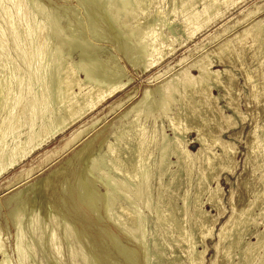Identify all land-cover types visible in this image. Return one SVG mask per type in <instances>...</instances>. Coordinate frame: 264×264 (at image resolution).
Returning a JSON list of instances; mask_svg holds the SVG:
<instances>
[{
	"label": "bare ground",
	"instance_id": "1",
	"mask_svg": "<svg viewBox=\"0 0 264 264\" xmlns=\"http://www.w3.org/2000/svg\"><path fill=\"white\" fill-rule=\"evenodd\" d=\"M99 1H101V3L103 4V0H99ZM109 1H112V0H109ZM121 1L123 4V0ZM164 1L166 2V0H130L128 10L125 11V13H120L121 12V10L119 9L120 5L116 4L115 2L110 3L109 5L107 4L108 5L107 7H105L106 4H104V6L101 4L103 8L105 7L104 9H106V11L108 12V17L106 19L107 20L111 19L109 21L112 22V24L110 23L111 27H109V30L114 31L113 33H115L116 35V33H118L117 31L120 30L118 29L116 31L117 25L124 26V28L128 27V29L130 28V30H132L133 33H135V37L137 38V43L140 44V46L143 45V49H145V56L147 60L144 61V59L138 58L139 57L138 55H136L137 58L136 56L135 57L133 56V57L144 61L143 62L144 64L142 63L143 67H145L144 65H146V68H144L145 70L144 72H147V69L152 68L156 64L158 65V63H160L159 61H163L164 59H166V56H170V54L172 55L175 52L174 39L172 40L169 39L167 36H165L164 31H163L164 27L169 25L171 33H172L171 35H175L173 33L174 29L171 27L172 23L170 22L171 23L170 24L168 22L169 20L168 16L171 15V12H169L164 7L163 5ZM169 1L173 3V7L171 10L172 13L174 12L178 13V11H181L183 13L184 15V16L182 15L183 24H181V26L184 25L182 26V28L184 27L183 31L188 33L190 40L195 35L205 30L210 24H213L217 22L219 19L223 18L226 10L229 9L231 6H234L235 4L234 0H169ZM26 2H27L26 0H0V177L1 175L3 176V174L7 173L8 170L13 169V167L17 166L19 163L21 164V162L24 161L27 157H29L30 154L34 153L35 151L40 150L43 145H46V142H48V140L54 137L64 136L68 132L73 131L72 135L66 140L64 146L62 147L60 152H58L57 154L69 150V148L75 145L81 138L84 137V135H87L86 132H88L90 128L95 127L96 124L98 123V120H97L90 125L86 124L85 126H82L85 123L87 117L91 114H94V111L100 105H103L108 100H110L112 97H114L117 93H120L121 91H123L126 88V86L131 83V79L125 74V71L120 74L119 73L116 74L117 71L116 72L114 71V73L112 72V75H111L108 73V71L103 69L106 71L105 72L106 74L111 75V76L108 77L106 75L107 79H103V80H101L102 78L100 80L97 79L98 77H96V75L98 74L96 73L95 75L91 71L86 70L85 69L86 67L84 68L83 61L80 60L78 61L79 63H76V62H71L70 59H68V56H70L71 52L68 53V56L66 55L67 58L65 57L64 60L58 59L59 58L57 56L58 53H56L57 50L53 46L52 47L54 49H51L49 47L51 46L49 45L50 43L47 42L48 34L46 35V32L48 30L46 31L45 28L47 24L49 25V23L47 21L45 22L46 24L45 23L41 24L40 22L39 23L36 22L35 17L32 15L31 13L32 11L30 12ZM85 2L86 0H84V4H87ZM89 3L91 4L90 1ZM38 4L40 5L41 3H38ZM199 4H202V6L200 8L199 7L197 8V5ZM122 6L123 5H121V7ZM87 8H91V6ZM263 9H264V6L257 7L253 10H250L244 16L243 21L245 20L247 21V20L252 19L253 17L259 16ZM54 16H55V13H54ZM79 17L82 18L81 16ZM104 17L106 16H103V18ZM89 18L91 20V17ZM47 19L48 18H46L45 20ZM51 19H54V18H51ZM74 21L76 22V20ZM61 22L59 20V23ZM113 22L114 23L116 22V24H114ZM51 23H52V26H54L53 20L51 21ZM158 23L159 25L157 26ZM77 25L78 23L75 26ZM64 26L67 27V25H64ZM80 26H82V24H80ZM80 26H77V27H80ZM54 27H52V30L51 28L49 29L50 30L49 32H51V35H49L48 37L49 40L52 41V36L54 40L57 39L58 43L56 45L59 46L60 50L62 51L66 43L67 45L72 46V44L76 40L72 41L71 44L68 42L72 39L66 42V39L62 38L61 36L62 34L59 31H56L58 28H60L61 30V26L58 27L56 30H55L56 27L55 28ZM71 28H72V24H71ZM74 28L75 27H73L72 29ZM67 29L68 28H66V32L68 31ZM231 29H232L231 27H227L222 32V34L215 36L212 39L220 38L223 34L227 33L228 31H231ZM82 32H80V36H79L80 38H82L81 37ZM99 32H97V34H99ZM68 33L70 32L68 31L67 34ZM133 33H132V36H133ZM186 33H184V35ZM72 34L73 33H71L70 35L71 37L75 36V35L72 36ZM95 34L96 33H94V35ZM100 35L99 37H101ZM64 36L66 37V35ZM248 36L252 37L253 45L250 47H248L245 44V40L247 39ZM122 37H125V36H122ZM105 38L106 36L104 37V39L103 38L101 39L105 40ZM67 39H69V37ZM84 39H87V38H84ZM178 39H175V40H178ZM80 40L82 41V39ZM77 43L79 42H76L74 44H77ZM84 43L85 42H83L82 44ZM74 44H73L74 47L77 45L79 47V44L81 43L77 45H74ZM85 44L87 45L88 42ZM81 46L79 48H81ZM83 47L84 46H82V48ZM70 48L71 47L69 46V49ZM218 48H219L218 50L219 53L217 55V61H214L213 58H211V55L209 53L208 54L206 53L205 55L200 56L198 59H196L195 61L191 63L188 62V58L190 56H184L176 63V65H174L173 67L169 66L168 69L156 74L155 76L151 78V83H155V82H159L160 80H163L159 85H156V87L153 88L154 90H149L148 88H146L143 94L141 95L142 96L141 98L139 96H135L134 93L128 94L127 99L125 101H121L115 107L120 108V106H123L124 102H127L128 104L132 103L130 108H128V110L124 112V117H127L130 113H132L134 116L133 120L114 134V142H111V141L107 142L106 151L100 153L99 157H96L94 152L91 154H88L90 153L88 152V149H89V145L92 143L91 141H90L91 143L89 142L86 145H83V147L78 152V154H80L81 156L83 155L84 162L86 158L88 159V161L90 160V167L88 166L90 168L89 175L91 173L92 175L93 174L98 175V179H100L107 187L106 194L104 195L102 194V196L104 197V199H106L105 200L106 205H104L106 206V208L104 212L107 209V214L110 217L109 219H111L115 223L114 225H116V227L120 226L121 230L125 233V235L127 234L128 238H130L129 240H131L132 242L138 243L142 247L147 246L148 250L150 249V254L148 256H150L152 253L151 256L156 257L158 262L159 261L162 262V258L164 257L163 256L164 255L163 246L156 233L153 234L150 242L145 240V237H146L145 228L147 229L146 224L149 223V221L153 222L156 228H158L159 226L165 227L167 230L166 233L170 237H173L175 233L179 234L180 238L182 239H185L188 236V231H186L184 228L186 227V225L184 226V222H187L186 221V216H187L186 210H187V206L189 205L188 204L189 201L187 198L182 199V201H184L183 202L184 205L182 206V208L180 207L179 211L182 212L184 216L181 215L182 218L181 217L179 218V216H176L177 211L172 212L175 209H172L171 211L170 204L168 205V203L165 202L166 194L170 193V191L172 190V187L175 185L176 182L174 183L173 186H171V188H169L171 190L168 191V189L166 190L163 188L164 186L163 179L165 177L173 176L172 175L173 172L171 171V167L173 165H176L178 169L180 170L181 168L185 167L186 163H188L187 161L190 159V157H192L191 153L189 152V148L185 144L186 141H184L186 133L188 131H191L190 129H194L197 132L198 141L201 144V148L196 156L200 158L201 164L203 165L202 166L203 168H200V173L198 175V178L196 179L198 182V185L196 187V195L194 194L196 199L195 198L194 199L200 202V194L208 193L209 194L208 202H212L215 200V197L219 194L218 193L219 189L216 187L213 190L212 188H210V183L208 182V180L210 179L209 174L211 172L213 174V171L217 170L216 167L219 161V158L217 157L216 153H214L212 150V148L214 147L216 148V146H218L217 144L220 143L218 142V138L214 136L216 133L215 131L217 130V126L215 125V122L217 118L216 103L218 102V98L214 97L215 95L214 91L223 88L224 91L229 92L231 90L233 77L230 75L231 72H229L227 68H225L224 70H218L217 67H221L222 64H226L228 62L231 64L235 63L237 59L238 61L240 60L242 63L243 54L246 52V50L252 51L253 56L256 55L258 59L259 57H262V59L260 58L261 60L260 62L264 66V18H260L258 20L252 21V23L249 26H247L242 32L236 34L233 39L227 40L224 44H222ZM84 49L83 50L80 49L82 51L81 53H84L83 52ZM53 50H56V52ZM195 50H199V49L196 48ZM139 51H138V54L140 53ZM154 54L159 55V59L157 58L158 60H155V61L153 59L152 62L151 61L149 62L148 61L149 58L151 57L153 58ZM60 55H61V52H60ZM92 56H95V55H92ZM140 56H143V54ZM88 57L86 58L90 59ZM60 58H62V56ZM96 58L98 57L96 56ZM81 59H83V57H81ZM127 59H128V56H127ZM87 61H90V60H87ZM87 61H84V62H87ZM129 61H130L129 64L136 69L138 65L137 62L134 63L133 59ZM97 62L99 61L98 60L96 61V65H97ZM185 64H187V66L184 67ZM242 65L244 64L242 63ZM104 66L105 65L103 64V67ZM138 66L140 67V65ZM175 67H180L179 71L176 74L172 75L171 77L164 79L166 74L169 73L171 70H173ZM105 68L107 69V67ZM100 69H101V65H100ZM82 72H84L83 74L84 76L82 75ZM110 73H111V70H110ZM100 74L102 75L103 73H100ZM226 76L228 78V81H225ZM262 76H263L262 80L259 82V80H256L253 78L252 71H249V70L246 71L247 81H250L252 83V87H253L252 90L255 89L256 91H258L257 89L261 87L264 91V68L262 71ZM250 82H247V83H250ZM155 93L159 94L157 99H154L157 97V96L154 97L156 95ZM153 94L155 95L153 96ZM228 103H229V107L235 106L233 98H231L228 101ZM115 107H112V111L116 109ZM235 109H236V106H235ZM124 117L122 116V118ZM160 119L162 123H164V120H165L169 124L168 126L170 128V131L173 133V137H170L169 135L166 134L165 128L162 127L161 128L162 130L160 131V129L156 126L158 125V120ZM119 121H121V119ZM99 122H101V120H99ZM75 128L77 129L75 130ZM255 132H257L255 135L256 140L255 142L251 144L252 151H253L251 152L254 154L258 153L260 155V158H257V161L260 163L261 169L264 170V123L262 124L261 127L257 126V131ZM102 145H105V144H102ZM77 157L74 158L73 156L75 160L77 159ZM172 159H175L176 161L174 162ZM250 160L252 159L250 158ZM108 162L111 165L109 166L110 168L108 169L110 173H106L100 168L101 165H105L108 167L109 165V164L107 165ZM66 163L69 164L67 161ZM231 163H232V160H231ZM193 165H194V161H192L191 163L190 162L188 163L187 167L189 168L190 173H191ZM59 171H61V169H59ZM30 173H31V170H29V172L26 173L27 179H28V175L31 177L32 174H34V173H31V174ZM52 173L49 174L50 176H48V179L51 176H53ZM174 174H176V172H174ZM86 175L88 177L92 176V175L89 176L88 174ZM20 178L21 177L19 176L18 180H20L21 182L22 178L21 179ZM48 179L42 180L41 182H39L41 183L39 187L40 188L39 194L44 195L45 198H48L53 193L52 184L50 183V181H48ZM155 179L159 181L158 186L156 188H154L153 183H152L153 180ZM261 179L263 178L261 177ZM193 182L194 181L192 182L189 181L191 185ZM189 183H188V186H189ZM96 185L97 184H95V186ZM30 189H34V188H30ZM64 190L65 189H63L62 191ZM27 192L28 191H26V193ZM32 192L34 193L35 191L32 190L31 193ZM190 194L191 193H189V196ZM220 194L222 195V193ZM18 195L15 196V198L13 197V199H16ZM170 195H172V193ZM20 196L21 195H19V197ZM254 197L257 199V202H255L254 204L256 206L257 205L256 203H260L259 209L262 214L264 212V190H261V191L259 190ZM95 198H96V195H93L92 197H89V198H82V199L80 197L81 202L86 204V206H88V208L90 207L92 210L94 208L93 202L95 201L94 200ZM19 199L21 200V198ZM201 200L203 201L204 199L201 198ZM117 202L119 203V206L117 208L120 210L119 211L120 215L116 214V210H118L116 208ZM172 203L174 204V202ZM197 204L199 205L197 207L198 210L196 211V214H194L193 216L195 217V215L196 216L198 215L200 216L199 218H201V215L206 216V212H205L206 210L205 211L202 210L203 203L202 204L197 203ZM252 205H253V202L250 203V206L248 209H243L242 211L240 210L241 213L239 217L237 216L238 218L234 220L235 222H233V224L230 225L231 227L228 230L224 231L225 232L223 235L224 241L228 242V246L226 247V250L224 251L225 253H223L224 255L227 256L226 258L227 262L225 264H253L257 258L256 257L257 250H260L262 248L264 249V234L261 232L260 234L257 235V238H256L257 242L253 244L246 243L247 245L246 246L244 245L245 247L243 248L240 247V246H243L241 244L244 242L245 236L249 232L247 227L248 228L251 227L249 222L251 220V217H253L252 216V211H253ZM190 210L188 212H190ZM33 211L35 210L33 209ZM16 212L18 213V211ZM94 212H96L95 208H94ZM254 213L256 212L254 211ZM19 214L18 215L15 214V217L13 220L14 224L18 226V228L21 222ZM122 217L125 218L124 220H126V223L121 221ZM257 218L259 219V217ZM257 218L255 220H257ZM204 219L205 218H203V220ZM111 220H108V221H111ZM253 221L254 220H252V222ZM203 222H206V221H203ZM229 223H231V221ZM248 223L250 227L247 225ZM257 224H260V223H257ZM257 224L256 226H258ZM30 225H32V222ZM166 226H168V228ZM200 226H201V222H200ZM19 237L20 239H18V241L16 242L17 246L15 248H17L16 251H17L20 263L24 264L25 263L24 259L25 257H27L26 254L28 253V251L26 254L22 252V250H24V247L22 249L23 242H22L20 235ZM193 237L191 238V240L193 239ZM64 238L67 244L72 241L71 235L67 236L65 234L63 236V239ZM58 241L59 239L57 238L56 232L52 231L50 232L48 239L45 243H48L47 247L52 248L54 252L56 253L57 258H60L61 252L63 250L61 251V245H59L61 241H59V244H58ZM174 241H173V244H174ZM196 241H198L197 243H199L200 240H196ZM115 242L118 243L117 246H119V241L117 242L116 240ZM2 244L3 243L0 240V250L2 254H4V257L2 254H0L3 257V258H0V264H9V262L6 261L7 259L5 260L6 253H5L4 245ZM169 244L171 243L169 242ZM193 244H194L193 242H192V245L190 244L191 245L190 253L187 259L189 260L191 264H202V260L200 258H202L201 256L204 253H200L198 250H196V247L194 246L195 244L194 245ZM223 244H225V242ZM238 247H240L241 249L240 248L238 249V251H240L239 252L240 254L238 253L239 262L236 263L234 259L235 258L238 259V257H235V256L233 257L232 255H234L236 252L232 254L231 250L232 248H238ZM127 250L128 248H125L121 251V253H123L124 255L130 254L131 252H128ZM216 250L219 251V249L217 248ZM31 251L32 250L30 249V252ZM164 252H166L165 249H164ZM145 253H147V251ZM174 253L175 252L173 251L172 254ZM142 254H144V251L142 252ZM223 258L225 257L223 256ZM170 259L171 258H168L167 260H170ZM177 259L179 260V257ZM178 260L176 261L178 262ZM9 261L11 260L9 259ZM146 261H148V258ZM257 264H264V254L260 257V260H258Z\"/></svg>",
	"mask_w": 264,
	"mask_h": 264
},
{
	"label": "rangeland",
	"instance_id": "2",
	"mask_svg": "<svg viewBox=\"0 0 264 264\" xmlns=\"http://www.w3.org/2000/svg\"><path fill=\"white\" fill-rule=\"evenodd\" d=\"M26 1H27L26 3H27V6L30 12L32 11L31 13L35 17L36 22L38 23L40 22L41 24H43L47 21L49 23V25L47 24L45 28L46 31L48 30L46 32V35L48 34L47 42L50 43L49 45L51 46L49 47L51 49L55 48L57 50V52L56 50H53V51L58 53L57 55L59 57L58 59L64 60L65 57L67 58L68 53L71 52L70 56H68V59H70L71 62H76V63H79L78 61L80 60L83 61L84 68L86 67L85 68L86 70L91 71L95 75L96 73L99 75V76L96 75V77H98L97 79L99 80L101 78H102L101 80L107 79V76L110 77L112 75V72L114 73V71L115 72L117 71L116 74L118 73L120 74L125 71V74L128 77H130L132 84L131 83L128 84L123 91H121L120 93H117L114 97H112L110 100H108L103 105H100L94 111V114H91L87 117L85 123L82 126H85L86 124L90 125L97 120L99 124L98 123H97L98 125L96 124L97 127L95 126V127L90 128L89 130L91 132L88 130V132H86L87 135H84V137L82 136L83 138H81L75 145L69 148L70 151L67 150L65 152L57 154L58 152H60V150L64 146L66 140L72 135L73 131L68 132L64 136L54 137L48 140V142H46V145H43L40 150L35 151L34 153L30 154L29 157H27L24 161L21 162V164L19 163L17 166L13 167V169L8 170V172L3 174V176L1 175L0 177V240L3 243L2 245H4V248H5V253H6L5 260L7 259L6 261H8L9 264H21L17 251H16L17 248H15L17 246L16 242L18 241V239H20L19 237L20 235L22 242H23L22 249L24 247V250H22V252L26 254L28 251V253L26 254L27 257H25L24 259L25 261L24 264H153V263L154 264H160V263L161 264H167V263L172 264V262L173 264H177V263L178 264H182V263L191 264L187 258L190 253V246L192 245V242L195 244L193 245L196 247V250H198L200 253L205 254L201 256L202 258H200L202 260V264H225L227 262L226 260L227 256L224 255L223 253H225L224 251L226 250V247L228 246V242L224 241V236H223L225 233L224 231L228 230L231 227L230 225L233 224V222H235L234 220H236L239 217L241 211L243 209H248L250 206V203L252 202H253V205H252V208H253L252 216L253 217H251V220L249 222L251 227L249 226V223H248L247 225L250 228H248L247 226L246 227L249 232L247 231L248 234L245 236V239H244L245 243L243 242L241 244L243 246H240V247L242 248L245 247L247 245L246 243L253 244L257 242V239H256L257 235L260 234V232L264 234L263 232L264 231V218H263L264 212L262 214L260 212V209H259L260 203H256L258 206L257 205L255 206L254 203L257 202V199L254 196L259 190L260 191L264 190V182H263L264 181V175H263L264 170L261 169L260 163L257 161V158H260V155L258 153H255V154L252 153L253 151H252L251 144L255 142L256 140L255 135L257 132L255 131H257V126L261 127L262 124L264 123V91L261 87L257 89L258 91H256L255 89L252 90L253 88L252 83L250 81H247L246 71L248 70L252 71L253 78L256 80H259L260 82L263 77L262 71H263L264 66L260 62L261 61L260 58L262 59V57H259L258 59L256 55L253 56L252 51L246 50V52L243 54L242 63L244 65H242L241 61L240 60L238 61L237 59L235 63L231 64L228 62L226 64H222L221 67H217L218 70H224L225 68H227L228 71L231 72L230 75L233 77L231 90L229 92L224 91L223 88L214 91L215 93L214 97L218 98V102L216 103L217 118L215 122V125L217 126V130L215 131L216 133L214 136L218 138V142L220 143L217 144L218 146H216V148L215 147L212 148V150L214 153H216L217 157L219 158V161L216 167L217 170L213 171V174L212 172L209 174L210 179L208 180V182L210 183V188L214 190L217 187L219 189L218 193L219 194L222 193V195L218 194L215 197L214 201L208 202L209 194L203 193V194H200V202L195 200L196 199L195 198L196 187L198 185V182L196 179L198 178V175L200 173V168H203L202 167L203 165L201 164L200 158L196 156L201 148V144L198 141V135L194 129H190L191 131H188L184 138V141H186L185 144L189 148V152L192 155V157H190V159L187 162L191 163L192 161H194V165L191 170L192 174L189 172V168L187 167L188 163H186L185 167L181 168L182 170L181 169L179 170L176 165H173L171 167L173 176L165 177L163 179V185H164L163 188L166 190L168 189V191L171 190L169 188H171V186H173L174 183L176 182L175 185L172 187V190L170 191V193L166 194V198H165V202L168 203V205L170 204V210L172 211V209H175L172 212L177 211L176 216H179V218L180 217L182 218V216H184V214L179 211L180 207L182 208V206L184 205L183 204L184 201H182V199L187 198L189 201L188 202L189 205L187 206V210H186L187 216L185 215L187 222H184V226L186 225V227L184 228L186 231H188L189 237L187 236L185 239H182L177 233H175L173 237H170L167 235L166 233L167 230L165 227L159 226L158 228H156L153 222L149 221V223L146 224L147 229L145 228V231H146L145 240L150 242L153 234L154 233L157 234L163 246V253H164L163 258L164 259L162 258V262L161 261L158 262L156 257L151 256L152 253L150 256H148L150 254V249L148 250L147 246L142 247L138 243H135L129 240L130 238H128L127 234L125 235V233L121 230L120 226L116 227V225H114L115 223L111 219H109L110 217L107 214V209L104 212L106 208V206H104L106 205L105 203L106 199H104V197L102 196V194L103 195L106 194L107 187L100 179H98V175H95V174L92 175L91 172H90L91 174L89 175L90 160L88 161V159L85 157L86 160L84 162L83 155L81 156L80 154H78V152L83 147V145H86L90 141L94 145L90 142L91 144L89 145V149H88V152L90 153L88 154H91L94 152L95 156L99 157L100 153L105 152L107 142L109 141L114 142V134L118 132L120 129H122V127L130 123L134 118L132 113L128 115L129 117L128 116L124 117V112L128 110V108H130L132 103L128 104L127 102H124L123 106H120V108L118 107L119 110L115 106H117L121 101H125L127 99L128 94L134 93L135 96H139L141 98L142 97L141 95L143 94L146 88H148L149 90H154L153 88H155L156 85H159L163 81V80H160L159 82L151 83V78L155 76L156 74L165 71L166 69L169 68V66L173 67L184 56H190L188 58V62L191 63L195 61L196 59H198L200 56H203L206 53L207 54L209 53L211 55V58H213L214 61H217V55L219 53L218 47L224 44L227 40L233 39L236 34L242 32L247 26H249L252 23V21L258 20L260 18H264V9H263L259 16L253 17L252 19L247 20V21L246 20L243 21L244 16L250 10H253L257 7L264 6V0H234L235 1L234 6H231L229 9L226 10L223 18L219 19L217 22L213 24H210L205 30L195 35L191 40L188 36V33L183 31L184 27L182 28V26L184 25L181 26V24H183V16H184L183 13L181 11H178V13H175V12L172 13L171 10L173 7V3L170 2L169 0H166V2L164 1V4H163L164 7L169 12H171V15L168 16L169 18L168 22L172 23L170 24H171V27L174 29L173 33L176 36L171 35L172 33H171L169 25L165 26L163 31H164L165 36H167L169 39L171 40L174 39L175 52L172 55L170 54V56H166V59H164L163 61H159L160 63H158V65L156 64L152 68L147 69V72H144L145 71L144 68H146V65H144L145 67H143V64H144L143 62L147 60L145 56V49H143V45L140 46V44L137 43V38L135 37V33H133V31L130 30V28L128 29V27L124 28V26L115 25L116 31L120 29L117 31L118 33H116L115 35V33H113L114 31L109 30V27H111V24H112V22L109 21L111 19H108V20L106 19L108 17V12L104 8L107 7L110 3L115 2L116 4L120 5L119 6V9L121 10L120 13H125V11L128 10L130 0H125V2L123 0V4L121 0H112V1L103 0V4L99 0L98 1L100 3L97 0H88V2L86 0L85 3L87 4H84V0L83 1L81 0L79 1L78 0H36L37 2L35 0H26ZM89 1L91 2V4L92 3L93 4L91 5ZM38 3H41V4L39 5ZM101 4L103 6L104 4H106V6L103 8ZM121 5L123 6L121 7ZM90 6L91 8H87ZM201 6L202 4H199L197 5V8L198 7L200 8ZM63 7L65 10L63 9ZM179 12H181L182 14ZM54 13H55V16H54ZM102 15L106 17L103 18ZM79 16H81L82 18H80ZM50 17L54 19H51ZM89 17H91V20ZM46 18L48 19L45 20ZM55 18L58 20H56ZM52 20L56 28L52 26V23H51ZM59 20L60 22L63 20L64 21L59 23ZM74 20H76V22ZM77 23H78L77 26H80V24H82V26L80 27L75 26ZM91 23H93L96 27ZM71 24H72V28L75 27L74 29L71 28ZM114 24H116V22ZM64 25H67V27ZM84 25L86 26V28ZM158 25L159 23L157 24V26ZM60 26H61V30L60 28H58ZM52 27H54L55 30L58 28L56 31H59L62 34L61 36L62 38L66 39V42L72 39L68 42L71 44L72 41L76 40L74 43L76 42L81 43V44L79 43L77 44H79V47L81 45L84 46L85 49L84 47L82 48V46L81 48H79L78 45L74 43L73 44L77 45L75 47H77L78 49L75 48L73 44L71 46V45H67L66 43L65 47L63 48V51L60 50L59 46L56 45L58 43V40L57 39L54 40L53 36H52V41H50L48 38L49 35H51V32H49L50 31L49 29L51 28L52 30ZM227 27H231L232 28L231 31H228L227 33L223 34L220 38L212 39L213 37L222 34V32ZM66 28H68L67 30L70 33L67 34L68 31L66 32ZM63 30L66 32V34ZM82 30L85 35L83 34ZM79 31L82 32L81 33L82 38L79 37L80 36ZM97 32H99V34H97ZM71 33H73L72 36L75 35L73 36L74 38L70 36ZM94 33L96 34L94 35ZM132 33H133V36H132ZM184 33L186 34L184 35ZM64 35H66L67 38L69 37V39H67ZM99 35L101 37H99ZM105 36L106 38L105 40H103ZM122 36H125V37H122ZM83 37L87 39H84ZM124 38H126L127 40ZM80 39H82V41ZM175 39H178V40H175ZM83 42L85 43L88 42L87 45L88 46L90 45V46L88 47L85 43L82 44ZM245 44L248 47L253 45L251 36L247 37V39L245 40ZM54 45L57 47H55ZM69 46L71 47L70 48L71 50L69 49ZM196 48H198L199 50H195ZM80 49L81 50L84 49L83 52L85 54L81 53L82 51ZM138 49L141 50L142 52L139 51ZM72 50H74L75 52ZM138 51L142 53L143 56H140L142 54L139 53L140 54L139 55ZM60 52H61V55H60ZM83 54L84 56L85 55L87 56L84 57ZM91 54L95 56H92ZM136 55L139 56L138 58L144 59V61L141 59H136L137 58ZM61 56L62 58H60ZM96 56L98 58H96ZM127 56H128V59L130 57L129 60L133 59L134 63L137 62V64L140 65V67L137 65V67L135 66L136 67L135 69L133 66H131L129 64L130 61L127 59ZM133 56L134 57L136 56V58H134ZM81 57H83L84 60L81 59ZM86 57L90 59H87ZM157 58L159 59V55L154 54L153 58L152 57L149 58L148 61L152 62L153 59L154 61L158 60ZM96 59L99 62L101 61L100 63L97 62V65H96V61H97ZM87 60H90V61H87ZM84 61H87V62H84ZM105 63H107L108 65ZM94 64L96 65V67ZM103 64L105 65L104 67H103ZM100 65H101V69H100ZM185 66H187V64H185L184 67ZM105 67H107V69ZM97 69H99L100 71L102 70V71L100 72ZM103 69L108 71V73L111 75L106 74L105 73L106 71ZM179 69L180 67H175L173 70H171L169 73L166 74L164 79H167L171 77L172 75L176 74L179 71ZM110 70H111V73H110ZM100 73H103L104 75L103 74L101 75ZM83 74L84 72H82V75ZM225 81H228L227 76L225 78ZM247 82H250V83H247ZM155 94H153V96L155 95L154 97L156 96L157 97L154 99H157L159 94L158 93H155ZM231 98H233L234 100L236 109H235V106L229 107L228 101ZM112 107L116 108L115 110H113L114 112L112 111ZM122 116L124 118H122ZM119 118L121 119V121H119L120 120ZM99 120H101V122H99ZM168 125L169 124L165 120H164V123H162L160 119L158 120V125L156 126L160 129V131L162 130L161 129L162 127L165 128L166 134L169 135L170 137H173V133L170 131V128ZM77 128H75V130ZM102 144H105V145H102ZM73 156L74 158L77 157V159L75 160ZM250 158L252 160H250ZM172 160L174 162L176 161L175 159H172ZM231 160H232V163H231ZM66 161L70 165L67 164ZM107 165L108 167L105 165H101L100 168L104 172L110 173L108 169L110 168L109 166L111 165L109 162L107 163ZM59 169H61V171H59ZM29 170H31V173H34V174H32L31 177L28 175V179H27L26 173L29 172ZM174 172H176V174H174ZM51 173L53 174V176H51L49 180L48 176H50L49 174ZM85 173L88 174L89 176L91 175L92 176L88 177ZM190 174L192 177L190 176ZM19 176L23 179L22 180L20 178L21 182L20 180H18ZM93 176L94 177L96 176V177L94 178ZM261 177L263 179H261ZM46 179L50 181L53 187V193L48 197L49 199L45 198L44 195L39 194V189H40L39 187L41 184L39 182H41L42 180H46ZM191 179L192 181H194L192 185L191 183H189V181L192 182ZM152 183H153L154 188H156L158 186L159 181L155 179L153 180ZM188 183H189V186H188ZM95 184L97 185L95 186ZM217 184L220 185L221 187L218 186ZM28 186L34 189H30ZM36 187L38 188V190ZM63 189L65 190L62 191ZM32 190L35 191L34 192L35 194L33 192L31 193ZM26 191L28 192L26 193ZM18 193L19 195H21L20 197ZM171 193L172 195H170ZM189 193H191L190 196H189ZM183 194H185L186 197ZM17 195L18 197H16V199H13V197L15 198V196ZM93 195H96V198L94 199L95 201L93 202V207L95 208L96 212H94V208L92 210L90 207L88 208L86 204L81 202L82 198H89V197H92ZM19 198H21V200ZM201 198L204 200L202 201ZM195 201L200 204L203 203L202 204L203 208L202 207L201 208L204 211L206 210L205 211L206 216L201 215V218H199L200 216L198 215H197L198 217L196 215L195 217L193 216L194 214H196V211L198 210L197 207L199 206ZM172 202H174V204ZM118 206H119V203L117 202L116 208ZM33 209L35 211H33ZM189 210L190 212H188ZM12 211H14L16 215L20 213L19 215H20L21 222H20L19 228L18 226L14 224L13 220H14L15 214ZM16 211H18V213ZM52 211L53 212L55 211L54 213L56 214H54ZM119 211H120L119 209L116 210L117 215H120ZM254 211L256 213H254ZM257 217H259V219ZM203 218H205L206 220L205 219L203 220ZM256 218L257 220H255ZM124 219L125 218L122 217L121 221L126 223V220ZM108 220H111V221H108ZM252 220H254L253 222H255L256 224L257 223H260V224H257L258 226H256V224L253 223ZM203 221H206V222H203ZM230 221L231 223H229ZM31 222H32V225H30ZM200 222H201V226H200ZM154 227L157 231L154 229ZM166 227L168 228V226ZM52 231L56 232L57 238L59 239V241L62 242V244L61 242L59 244V241H58V244L61 245V251L63 250L61 252L60 258H57L54 250L50 247H47L48 243H45L48 239L50 232ZM210 231L212 232V234ZM202 233L204 234V236ZM65 234L67 236L68 235L72 236V241L69 242L68 244L67 242H65V238L63 239V236ZM192 237L193 239L191 240ZM173 238L174 240L176 239L177 240L174 241ZM116 240L117 242L119 241V246H117L118 243L115 242ZM172 240L174 241V244L176 246L173 244ZM196 240H200L199 243H197L198 241ZM168 241L171 244H169ZM222 242L223 243L225 242L226 245L223 244ZM203 243L205 246L203 245ZM121 247L123 249L128 248L127 251L131 253L124 255L123 253H121V251L123 250ZM240 247L232 248L231 253L233 254L236 252L234 255L230 253L233 257L234 256L238 257V259L237 258L234 259L236 263L239 262L238 260H239L240 251H238V249ZM169 248H171L175 253L172 254L173 251ZM216 248L219 249V251L216 250ZM30 249L33 252L32 251L30 252ZM164 249L167 253L164 252ZM142 250L144 251V254H142L143 252ZM146 251L147 253H145ZM0 254H2L1 250H0ZM263 254H264L263 248L260 250H257V253H256L257 258L255 260L256 263L254 262L255 264H257L258 260H260V257ZM2 255L4 257V254ZM222 255L225 258H223ZM3 257L0 255V258H3ZM178 257H179V260L177 259ZM145 258L146 260L148 258V261H146ZM168 258H171L170 259L171 261L167 260ZM9 259L11 261H9ZM174 260L175 261L178 260V262L177 261L175 262Z\"/></svg>",
	"mask_w": 264,
	"mask_h": 264
}]
</instances>
